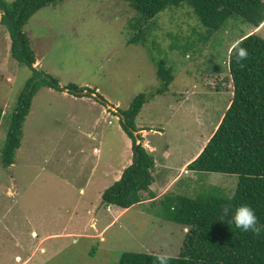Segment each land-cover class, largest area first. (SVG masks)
<instances>
[{"label":"rangeland","instance_id":"rangeland-1","mask_svg":"<svg viewBox=\"0 0 264 264\" xmlns=\"http://www.w3.org/2000/svg\"><path fill=\"white\" fill-rule=\"evenodd\" d=\"M138 20L127 0H62L36 11L24 26L36 68L60 86L96 89L107 104L47 87L33 96L14 163H0V264H117L126 252L176 256L187 228L164 220L158 200L170 194L194 197L213 187L234 192L236 174L159 167L154 181L172 175L168 185L159 186L163 194L157 199L142 193L125 210L101 202L132 156L131 141L115 118L118 109L146 94L136 126L150 133L147 147L158 148L148 150L157 163L176 170L207 142L230 104V46L247 33L264 38V21L254 31L238 16L207 35L183 6L142 22L144 45L127 44ZM153 60L170 67L167 91L157 93L164 84ZM30 75L12 58L0 24V152ZM142 143L145 147L143 137Z\"/></svg>","mask_w":264,"mask_h":264},{"label":"trees","instance_id":"trees-1","mask_svg":"<svg viewBox=\"0 0 264 264\" xmlns=\"http://www.w3.org/2000/svg\"><path fill=\"white\" fill-rule=\"evenodd\" d=\"M62 0H0V24L10 39V54L18 63L27 66L31 75L18 96L11 116L5 142L0 152V163L10 167L20 147L23 123L30 111L33 96L43 87L66 91L77 97L89 96L107 104L96 89L59 81L44 70L35 67L36 57L24 31L29 18L46 5ZM135 9L138 29L127 44L144 45L145 31L141 27L161 11L186 6L194 14L207 35L222 28L227 19L238 16L252 27L264 21V0H127ZM205 27V28H204ZM248 56L239 60L232 48L227 53V65L232 86L229 106L205 143L200 153L187 168L194 172H219L238 177L231 195L211 190L201 191L194 197L184 194L163 195L158 200L160 216L187 228L181 247L168 264H264V38L254 33L236 39ZM234 43V42H233ZM173 45V39L171 43ZM156 76L167 91L173 76L163 60H153ZM87 91V92H84ZM91 94H95L92 96ZM140 93L126 109H118L119 123L131 141V162L120 177L101 194V202L126 209L142 199V193L153 198L150 185L154 181L155 159L143 146L136 116L146 102ZM3 111L0 108V121ZM241 204L250 206L258 219L261 231L243 232L231 222V214L224 208ZM155 253L126 252L117 264H155Z\"/></svg>","mask_w":264,"mask_h":264},{"label":"clouds","instance_id":"clouds-1","mask_svg":"<svg viewBox=\"0 0 264 264\" xmlns=\"http://www.w3.org/2000/svg\"><path fill=\"white\" fill-rule=\"evenodd\" d=\"M247 34H250V33H247ZM239 43H240L239 41L232 43L230 48H232L234 50V52H235V54L239 60H243V59L247 58L248 53H247L246 49L239 47ZM229 51H230V49H229ZM115 118L117 120H119V115L117 114V112H116ZM139 132L141 134V130ZM110 205L111 204L107 205V207ZM121 209H123V208H121ZM223 213H224V215H228L230 213L231 214V222L234 223V225L238 229L242 230L243 232L251 231L255 234H259V232L261 231L260 226H258V219L255 215V212L253 211V209L250 206H248L246 204H241L235 208H224ZM169 259H170V257H168L167 255L157 256L155 264H168Z\"/></svg>","mask_w":264,"mask_h":264},{"label":"crops","instance_id":"crops-1","mask_svg":"<svg viewBox=\"0 0 264 264\" xmlns=\"http://www.w3.org/2000/svg\"><path fill=\"white\" fill-rule=\"evenodd\" d=\"M260 27V26H259ZM259 27H257V28H253V30L254 31H256V30H258L259 29ZM82 98V97H81ZM145 106V105H144ZM143 106V107H144ZM143 109V108H142ZM142 109H141V111H142ZM217 126V125H216ZM141 128V127H140ZM151 130V128H149V131ZM158 134H161L159 131L157 132ZM148 134H150V133H148V131L144 128V130H141V136L143 137V142H145V148L147 149V150H150V151H158V148L157 147H155V146H150V145H148V147H147V142L149 143V141L146 139V136L148 135ZM128 142L130 143V140H128ZM127 142V143H128ZM169 144V143H168ZM168 144H166V146H165V150L167 151V153H169L170 152V144L168 145ZM205 145V144H204ZM203 145V146H204ZM130 146V145H129ZM203 146L201 147V148H199V151L198 152H196V154L194 155V156H192V157H189L188 159H186L180 166H178V167H176V170H173V168L170 166V164H169V166L170 167H166V166H164V165H162L161 163H157V159H155V164H156V166H155V170H154V174L155 173H158L157 172V168H159V167H161V169L163 168V169H166V170H170V172L171 173H177V171H178V169L179 170H188V171H191V172H193V173H196V172H194V171H192V170H189L188 168H187V165L193 160V159H195V157L200 153V151L202 150V148H203ZM127 147H128V145H127ZM127 149H129V148H127ZM168 156V155H167ZM130 162H131V159L129 160V163L128 164H130ZM168 168V169H167ZM122 172V171H121ZM121 172H120V174H121ZM170 175H172V174H168V176L170 177ZM119 177H120V175H119ZM169 177H167V179L165 180V179H163V180H160V179H156L155 178V181L153 182V184L151 185V187H150V190L153 192V194H155V197L153 198V200L154 199H157L156 197H158L160 194L162 195L163 193H161V191L160 190H162V188L161 187H159L160 185H163V184H169L170 182H171V179L169 178ZM156 190H158V191H156ZM160 191V192H159ZM160 195V196H161ZM159 196V197H160ZM149 197V196H148ZM149 198H151V197H149ZM152 199V198H151ZM116 208V207H115ZM117 209H120V210H125V209H121V208H118L117 207Z\"/></svg>","mask_w":264,"mask_h":264},{"label":"bare ground","instance_id":"bare-ground-1","mask_svg":"<svg viewBox=\"0 0 264 264\" xmlns=\"http://www.w3.org/2000/svg\"><path fill=\"white\" fill-rule=\"evenodd\" d=\"M34 234V233H33Z\"/></svg>","mask_w":264,"mask_h":264}]
</instances>
